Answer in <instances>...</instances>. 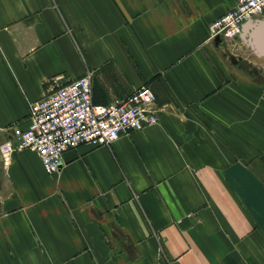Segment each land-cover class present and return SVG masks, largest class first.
<instances>
[{
	"label": "crops",
	"instance_id": "1",
	"mask_svg": "<svg viewBox=\"0 0 264 264\" xmlns=\"http://www.w3.org/2000/svg\"><path fill=\"white\" fill-rule=\"evenodd\" d=\"M232 6L0 0V264H264V16L210 37ZM85 71L93 104L148 86L156 122L50 174L1 151Z\"/></svg>",
	"mask_w": 264,
	"mask_h": 264
},
{
	"label": "built area",
	"instance_id": "2",
	"mask_svg": "<svg viewBox=\"0 0 264 264\" xmlns=\"http://www.w3.org/2000/svg\"><path fill=\"white\" fill-rule=\"evenodd\" d=\"M264 16V0H233V6L212 20L210 37H235L244 21ZM155 96L142 85L123 97H113L103 104L91 101L89 72L63 84L28 104V124L12 127L11 138L1 147L3 153L18 149L34 152L47 174L55 172L63 151L78 144L108 146L123 133L156 122Z\"/></svg>",
	"mask_w": 264,
	"mask_h": 264
},
{
	"label": "bare ground",
	"instance_id": "3",
	"mask_svg": "<svg viewBox=\"0 0 264 264\" xmlns=\"http://www.w3.org/2000/svg\"><path fill=\"white\" fill-rule=\"evenodd\" d=\"M260 51H262V50H260Z\"/></svg>",
	"mask_w": 264,
	"mask_h": 264
}]
</instances>
